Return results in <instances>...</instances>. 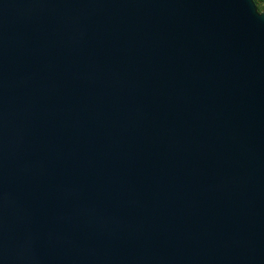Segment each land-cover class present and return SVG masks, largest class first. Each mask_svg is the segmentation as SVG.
I'll return each instance as SVG.
<instances>
[{
    "label": "water",
    "instance_id": "95a60500",
    "mask_svg": "<svg viewBox=\"0 0 264 264\" xmlns=\"http://www.w3.org/2000/svg\"><path fill=\"white\" fill-rule=\"evenodd\" d=\"M0 264H264L254 0H0Z\"/></svg>",
    "mask_w": 264,
    "mask_h": 264
},
{
    "label": "trees",
    "instance_id": "16d2710c",
    "mask_svg": "<svg viewBox=\"0 0 264 264\" xmlns=\"http://www.w3.org/2000/svg\"><path fill=\"white\" fill-rule=\"evenodd\" d=\"M259 10L264 11V0H254Z\"/></svg>",
    "mask_w": 264,
    "mask_h": 264
}]
</instances>
